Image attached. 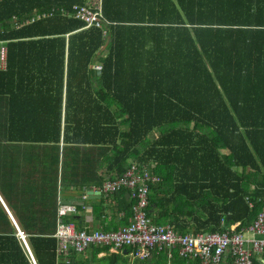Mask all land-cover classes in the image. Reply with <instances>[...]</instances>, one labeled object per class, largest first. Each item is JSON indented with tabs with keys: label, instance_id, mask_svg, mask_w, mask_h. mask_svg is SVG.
<instances>
[{
	"label": "trees",
	"instance_id": "trees-1",
	"mask_svg": "<svg viewBox=\"0 0 264 264\" xmlns=\"http://www.w3.org/2000/svg\"><path fill=\"white\" fill-rule=\"evenodd\" d=\"M83 1L0 0V157L100 148L118 177L132 161L153 165L156 223L181 234L250 225L264 209V0H104V29L60 10L22 25ZM12 215L24 238L0 215V264H33L24 240L35 264H132L98 258L107 247L58 261L54 223ZM134 264L193 261L173 248Z\"/></svg>",
	"mask_w": 264,
	"mask_h": 264
},
{
	"label": "built area",
	"instance_id": "built-area-1",
	"mask_svg": "<svg viewBox=\"0 0 264 264\" xmlns=\"http://www.w3.org/2000/svg\"><path fill=\"white\" fill-rule=\"evenodd\" d=\"M104 0H84L82 4H73L70 9H51L47 12H35L22 25L50 18L56 10L84 24V28L104 29L110 23L103 12ZM107 32L104 31V34ZM0 63H6V49L0 48ZM102 69L101 66L98 67ZM148 166L132 164L120 178L108 180L103 184V193L111 194L122 188L131 190L133 215L131 222L116 230L78 228L74 222H65L67 216L77 215L73 204L62 203L58 209V226L54 233L57 239V252L66 255L72 249L82 251L96 245L109 246L117 251L131 249L135 260H146L153 251L173 248L185 260L193 264H254L253 259L264 252V209L260 210L252 223L237 228L232 224L226 231L193 232L181 234L169 224H158L148 215L149 185L157 183ZM23 234L21 233V236ZM24 238V236H22Z\"/></svg>",
	"mask_w": 264,
	"mask_h": 264
},
{
	"label": "crops",
	"instance_id": "crops-1",
	"mask_svg": "<svg viewBox=\"0 0 264 264\" xmlns=\"http://www.w3.org/2000/svg\"><path fill=\"white\" fill-rule=\"evenodd\" d=\"M1 46H4L6 49L5 42H0V48ZM4 68L5 66L3 67L0 63V70ZM61 146L62 143H60L59 149H54L52 146H50L51 149L47 147L42 148L41 146H39L38 149H20L17 150L15 154H13V151H8V153H4V157H0L1 176L3 175L5 177V175H9L16 178L19 173L24 172L27 174L28 182L30 181L27 188L20 186V189L17 190L21 194V198L26 200L22 202L26 208L24 209L25 212H23L24 210L22 207L20 208L21 215L15 213L11 207H9L2 194V185L0 184V215L4 217V214H7L8 220L14 224L15 228L17 226V229L22 234L23 232L20 231L12 212L18 215L23 222L54 223L52 234L54 236L59 221L58 209L62 203L73 204L77 209V215L67 216L64 218V221L76 222L75 224L78 228H84L86 231H90L91 229L116 230L128 225L131 222L133 210L131 209L130 213V211L125 208L122 203V198L125 196L126 199L133 203V200L130 198L131 190L122 188L111 194H104L102 192L103 184L106 181L120 178L117 174L107 171V151L104 150L102 154L100 148L84 147L78 150L76 147L71 146L62 153ZM1 154L2 151L0 155ZM74 160L79 163L76 172L74 168L65 170V161H70L72 164ZM132 164H137V162L132 161L130 167ZM149 169L153 174V165L150 166ZM63 185H67L69 188L67 198H63L62 190L59 188ZM88 191L91 193L87 194ZM66 218L74 219L72 221H66ZM49 227H51V225H49ZM171 228L173 227L171 226ZM91 247H107V250H100L97 252L98 258L103 257L108 251L109 253H115L117 257L121 253L128 255L129 261L132 264L138 261L131 257V249L129 250L128 248H125L127 252H124L125 249L113 251L109 246L96 245L86 247V249L82 251H74L72 249L70 251L84 253L85 250L86 252L89 251ZM56 253L59 258L58 261H66L69 254L68 253L66 257H64V255L57 252V247ZM257 258L258 257H256V259ZM32 263L35 264V261Z\"/></svg>",
	"mask_w": 264,
	"mask_h": 264
},
{
	"label": "rangeland",
	"instance_id": "rangeland-1",
	"mask_svg": "<svg viewBox=\"0 0 264 264\" xmlns=\"http://www.w3.org/2000/svg\"><path fill=\"white\" fill-rule=\"evenodd\" d=\"M26 156V153H25ZM79 163L74 160L71 164L70 161H65V170L68 168H74L75 172L78 169ZM30 181L28 182L27 174L24 172L19 173L16 178H13L9 175H5V177L0 175V184L2 185L1 190L2 194L6 199V202L8 203L9 207L15 212L19 213L20 208L22 207L23 210L26 208L24 204L22 203L23 201H26L24 198H21V194L17 191L21 187L27 188L29 186ZM18 186V187H16ZM62 190V195L63 198L68 197V192L69 188L67 185H63L62 187H59ZM24 194H29V193H24ZM25 212V210L23 211ZM25 217V216H21Z\"/></svg>",
	"mask_w": 264,
	"mask_h": 264
},
{
	"label": "water",
	"instance_id": "water-1",
	"mask_svg": "<svg viewBox=\"0 0 264 264\" xmlns=\"http://www.w3.org/2000/svg\"><path fill=\"white\" fill-rule=\"evenodd\" d=\"M91 192H87V194H90ZM16 229H17V226H16ZM17 231H18V233L21 235V232H19V230L17 229ZM23 236V235H22ZM21 236V237H22ZM23 238V237H22ZM24 243H25V245H26V248H27V250H28V252H29V255H30V259H31V262H34L33 261V258H32V255H31V253H30V251H29V249H28V246H27V244H26V242H25V240H24ZM124 252H127V249H125V251Z\"/></svg>",
	"mask_w": 264,
	"mask_h": 264
}]
</instances>
